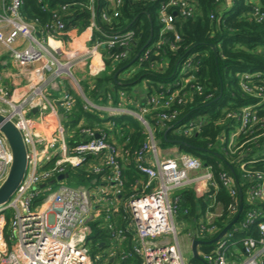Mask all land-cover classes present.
<instances>
[{
    "label": "built area",
    "instance_id": "1",
    "mask_svg": "<svg viewBox=\"0 0 264 264\" xmlns=\"http://www.w3.org/2000/svg\"><path fill=\"white\" fill-rule=\"evenodd\" d=\"M36 1L43 12L51 14L49 21L28 19L25 0H0V42L13 60L26 68L19 76L26 84L12 92L0 76V114L17 128L26 149L23 178L11 197L0 204V264H120L133 257L141 264H190L175 219L180 203L176 193L185 189H192L206 204L198 203L197 216L190 225L191 250L193 241L199 239L198 253L208 264H264V72L242 74V89L254 101L227 112L231 121L218 145L203 152L207 159L220 154V160L210 163L178 146H173V155L162 152L146 116L162 108L157 123L165 126L174 121L179 112L172 106L183 103L178 93L148 96L146 105L131 108L122 102L114 104L111 95L106 103H97L73 88L87 110L101 117L131 115L145 127L147 137L134 158L143 177L127 190L123 170L130 151L111 142L109 132L85 126L80 130L83 138L71 141L76 132L70 131L64 120L76 102L70 89L57 81L66 78L69 68L53 55L55 51L66 57L89 51L101 58L95 67L103 65L105 48H122L115 58L125 57L135 30H115L113 25L126 0H63L55 7L50 0ZM232 3L225 0L226 7ZM77 6L89 15L86 29L72 27L84 34V43H88L82 51L67 48L72 28L64 18ZM197 9L196 0H162L160 34L174 32L180 41L177 20L195 17ZM250 15L264 23V4H253ZM161 43L162 39L157 45ZM191 60L184 62L183 70H191ZM39 61L43 64L36 66ZM49 72L53 74L48 76ZM51 89L59 94L53 96ZM195 123L196 119H190L178 130L188 133ZM13 162V150L0 127V187ZM216 167L223 171L216 172ZM79 169L87 172L85 177L70 176ZM61 174L67 177L58 179ZM69 179L80 184H62L53 191L54 184ZM8 213L10 223L4 235ZM93 223L107 232L108 243H102V253L92 255Z\"/></svg>",
    "mask_w": 264,
    "mask_h": 264
},
{
    "label": "trees",
    "instance_id": "2",
    "mask_svg": "<svg viewBox=\"0 0 264 264\" xmlns=\"http://www.w3.org/2000/svg\"><path fill=\"white\" fill-rule=\"evenodd\" d=\"M59 1L63 0H50L51 6H57ZM161 1L126 0L121 9L122 15L114 23L113 29L135 30L128 54L116 59L115 56L123 51L122 48L103 49L107 68L104 75L93 81L83 80L80 84L89 99L106 103L111 95L116 105L122 100L121 90L130 93L143 81L147 83V98L159 93H164V96L178 93V98L183 103L173 104L172 110L179 112L174 121L165 126L157 123L159 114L163 112L162 108L153 109L146 116L160 146H178L181 151L202 156L205 163L215 161L216 158L220 160V154H214V159H207L202 153L218 145L221 134L231 121L227 118V112L254 101L252 96L243 91L241 82L245 71L264 72V23L257 22L250 15L252 5L257 1L264 4V0H233L229 7L225 6V0H196L198 9L195 17L177 20L176 29L181 36L180 41H176L174 32L160 34L158 10ZM40 5L36 0H25L26 17L49 21L51 14L43 12ZM213 13L215 18H211ZM64 19L69 28L76 26L83 30L89 25L88 12L81 6L72 8ZM161 39L162 43L158 46ZM188 58H192L191 70H183ZM1 68L0 65V70ZM68 88L76 102L66 124L75 128L76 134L71 141L83 138L80 130L85 126L103 128L109 132L112 135L111 142H117L130 151L123 170L126 188L129 190L136 179L143 177L136 168L134 158L147 137L145 127L131 115L101 117L98 112L87 110L81 95L72 87ZM209 95H212L211 98ZM136 99L141 105L147 104L146 100L137 96ZM190 119H196L193 129L188 133L179 132L178 128ZM109 125H113L111 129ZM215 169L218 173L223 171L222 168ZM85 174L87 172L79 169L72 171L70 176L85 177ZM176 194L180 196L179 215L192 223L197 216L198 203L206 205L204 200L198 199L192 189L179 190ZM221 195L227 202L224 191ZM9 223L10 215L3 223L4 235ZM103 242L107 246V232L93 223V235L90 239L92 254L105 248ZM124 247L127 249L126 244ZM120 264L141 262L139 258L133 257ZM190 264L205 263L192 257Z\"/></svg>",
    "mask_w": 264,
    "mask_h": 264
},
{
    "label": "rangeland",
    "instance_id": "3",
    "mask_svg": "<svg viewBox=\"0 0 264 264\" xmlns=\"http://www.w3.org/2000/svg\"><path fill=\"white\" fill-rule=\"evenodd\" d=\"M259 2V1H257ZM79 55H70L68 57H66L65 55H61L60 52H53V55L57 58L60 59V61L62 63H66L68 65L69 70H67L68 73H64V75L66 76V85H68V87H72L75 90L78 91V89L81 91V94L84 93L83 88L80 84L81 81L87 80V81H93L94 78L98 77V76H103L105 71L107 70L105 62L102 63L103 65L101 67H95L97 65H99V56H97L96 54H90L89 51H82L80 53H78ZM61 55V56H60ZM57 66H55L52 71L56 70ZM22 70H26L25 67H23ZM77 80V82H75L74 78L70 76V74ZM51 74H53L52 72L48 73V76H51ZM59 83H61L62 81H64V79L58 78L57 80ZM146 81H143L142 83H139L138 86H143V83ZM5 82H2V84L4 85ZM21 83H23V85L26 84V82L22 81ZM79 85H78V84ZM137 85L135 86V88L129 93L126 91L121 90L120 91V96L122 98V100L120 101V103H124L126 100H128L129 98L135 96L136 94H139L138 92H136V88L138 87ZM18 87V85H17ZM55 91V90H50ZM12 92V91H11ZM85 94V93H84ZM126 98V100H125ZM91 100V99H90ZM173 147H169V148H163V154L165 155H173L174 150H172ZM205 155V153H202V155ZM62 184H67V185H72V186H78L80 184V182H78L75 179H69V180H64L63 182H58L56 184L53 185V191L58 190V188L62 185ZM9 215V213H8ZM176 219V223L179 229V237L181 239V244L183 245L184 248V257L187 260V263H191L192 257H193V253L192 250L190 248V244H191V238L188 237V233L191 230V222L187 221L185 219H183L179 213L176 215L175 217ZM8 231V230H7ZM99 253H102V251H100ZM92 254V252H91ZM93 255V254H92ZM103 255V254H102Z\"/></svg>",
    "mask_w": 264,
    "mask_h": 264
},
{
    "label": "water",
    "instance_id": "4",
    "mask_svg": "<svg viewBox=\"0 0 264 264\" xmlns=\"http://www.w3.org/2000/svg\"><path fill=\"white\" fill-rule=\"evenodd\" d=\"M136 58L129 65H131L136 60ZM41 64H43V61L35 62L36 66H39ZM0 127L2 131L5 133L6 137L8 138V141L14 153V162L10 174L7 180L5 181V183L0 187V204H2L11 197V195L14 193V191L16 190L17 186L19 185V183L23 178V175L26 170V149L22 137L19 131L17 130V128L14 126L13 123L6 120V118L1 114H0ZM96 137H99V134H97ZM66 177L67 174H61L58 176V179H63ZM237 217L238 216H236L233 222L236 221ZM231 225L232 224H229L226 228H224L222 233L226 232V230ZM201 243L202 241L199 239H195L193 241V245H192L193 257L203 261L205 264H208L203 260L202 257H200L198 253V244Z\"/></svg>",
    "mask_w": 264,
    "mask_h": 264
},
{
    "label": "crops",
    "instance_id": "5",
    "mask_svg": "<svg viewBox=\"0 0 264 264\" xmlns=\"http://www.w3.org/2000/svg\"><path fill=\"white\" fill-rule=\"evenodd\" d=\"M83 35L84 34H80L79 30H76L74 28H72L70 30V37L72 39V42L67 46V48H75V49H79V50H83L88 46V43H84L83 40ZM99 62L101 61V58H98ZM0 65L2 66L1 70H0V76H1V83L5 82L4 85L7 87V89L9 90V92L13 91V89H15L18 85V87L23 86V83H21V79H20V71L22 70V67L19 66L15 60H13L12 56L10 55L8 49L0 42ZM64 81H62L61 83L58 82V84L60 86L63 87H67L66 85V78H63ZM85 80V78H84ZM139 85V84H138ZM137 85V86H138ZM147 83L144 82L143 86H138L136 88V92H138L139 94H136L137 98H140L141 100H146L147 98ZM59 94V92L57 90L52 91V95L53 96H57ZM123 106H128L131 108L134 107H139L140 106V102L138 101V99H136V97H131L128 100H126L123 103ZM68 122V118L64 120V124L66 125ZM113 125H109V129L112 128ZM69 128L70 131H74L75 128H73L72 126H67ZM117 143V142H116Z\"/></svg>",
    "mask_w": 264,
    "mask_h": 264
}]
</instances>
